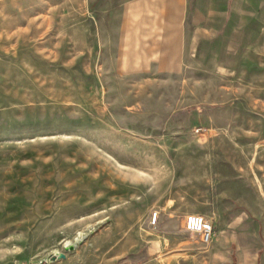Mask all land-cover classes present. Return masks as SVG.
<instances>
[{
    "label": "rangeland",
    "instance_id": "374dc122",
    "mask_svg": "<svg viewBox=\"0 0 264 264\" xmlns=\"http://www.w3.org/2000/svg\"><path fill=\"white\" fill-rule=\"evenodd\" d=\"M103 22L91 0H0V264H172L213 250L185 230L213 214L250 221L228 250L264 264V50L123 74Z\"/></svg>",
    "mask_w": 264,
    "mask_h": 264
},
{
    "label": "crops",
    "instance_id": "0c3cea01",
    "mask_svg": "<svg viewBox=\"0 0 264 264\" xmlns=\"http://www.w3.org/2000/svg\"><path fill=\"white\" fill-rule=\"evenodd\" d=\"M91 1L104 21L97 29L100 43L115 57L117 69L123 74L173 72L199 51L201 43L214 49L264 50V0ZM211 219L215 230L213 250L194 252L186 258L174 254L182 258L174 259L172 264H257V253L248 248H237L235 256L228 250L233 239L226 236H255L253 231L249 233V226L253 229L250 221L220 225L215 214ZM259 236H263L260 220ZM156 255V251L141 250L118 264H160Z\"/></svg>",
    "mask_w": 264,
    "mask_h": 264
},
{
    "label": "built area",
    "instance_id": "2783aa9c",
    "mask_svg": "<svg viewBox=\"0 0 264 264\" xmlns=\"http://www.w3.org/2000/svg\"><path fill=\"white\" fill-rule=\"evenodd\" d=\"M158 218V212H154L151 217V225L155 226ZM185 230L190 234L199 236L201 243L204 245H210L215 234L213 223L200 215L187 216L185 219Z\"/></svg>",
    "mask_w": 264,
    "mask_h": 264
},
{
    "label": "bare ground",
    "instance_id": "6f19581e",
    "mask_svg": "<svg viewBox=\"0 0 264 264\" xmlns=\"http://www.w3.org/2000/svg\"><path fill=\"white\" fill-rule=\"evenodd\" d=\"M80 237H81L80 239L84 238V236H80ZM76 241H78V240H75L73 242L72 241H69V242L66 243L65 246L68 247L67 249H70L71 247L75 248V247H77L78 244H75V245H72V244H74V242H76Z\"/></svg>",
    "mask_w": 264,
    "mask_h": 264
},
{
    "label": "water",
    "instance_id": "95a60500",
    "mask_svg": "<svg viewBox=\"0 0 264 264\" xmlns=\"http://www.w3.org/2000/svg\"><path fill=\"white\" fill-rule=\"evenodd\" d=\"M74 248L73 247H71L69 250H73ZM64 257V255H61L60 256V258H63Z\"/></svg>",
    "mask_w": 264,
    "mask_h": 264
}]
</instances>
